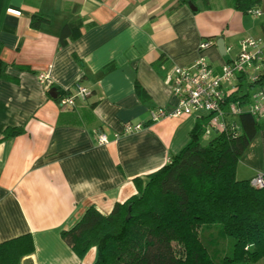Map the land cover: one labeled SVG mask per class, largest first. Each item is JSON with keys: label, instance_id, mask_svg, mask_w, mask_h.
<instances>
[{"label": "crops", "instance_id": "obj_1", "mask_svg": "<svg viewBox=\"0 0 264 264\" xmlns=\"http://www.w3.org/2000/svg\"><path fill=\"white\" fill-rule=\"evenodd\" d=\"M209 5L204 9L197 0L192 10L181 0H0V57L29 67L8 66L15 80H0V242L31 234L34 251L20 264H93L95 248L79 259L60 231L90 205L106 214L133 195V178L164 165L188 142L196 122L201 125L194 114L150 120V110L176 104L166 72L193 63L201 39L213 40L202 55L217 67L238 52L240 39L261 36L264 23V0L259 15L234 9L231 0ZM35 13L48 18L38 29L29 25ZM74 18L80 36L59 45L63 25ZM39 74H45L43 82ZM76 81L90 95L60 109L49 90L73 91ZM136 82L147 101L137 97ZM126 121L142 127L122 133ZM8 127L23 132L2 138ZM98 132L107 143H98ZM263 171L264 128L239 159L235 177Z\"/></svg>", "mask_w": 264, "mask_h": 264}, {"label": "trees", "instance_id": "obj_2", "mask_svg": "<svg viewBox=\"0 0 264 264\" xmlns=\"http://www.w3.org/2000/svg\"><path fill=\"white\" fill-rule=\"evenodd\" d=\"M197 0H181L188 5ZM210 7L209 0H200ZM234 9L247 14L262 0H231ZM48 18L32 14L29 25L38 29ZM264 36V23L261 25ZM81 34L78 19L65 23L59 34V45L77 39ZM2 45L0 43V51ZM261 73L247 81L241 75L232 100L246 102L258 88H264V59ZM29 69L9 64L0 57V80L12 79L6 68ZM57 89V100L67 89ZM135 93L141 101L149 96L136 82ZM238 130L223 131L202 143L199 123L189 131L188 142L167 162L145 177L133 178L136 192L122 202H115L103 214L93 205L83 212L60 237L73 253L82 259L92 247L93 264H249L264 256V185L256 188L250 179H236V165L264 118L256 120L248 113L237 117ZM21 127H8L2 138L18 135ZM264 178V171L262 172ZM203 229H210L204 236ZM214 230L212 234L211 230ZM230 237L231 246L219 254V238ZM173 243L180 248L174 251ZM34 251L30 233L0 242V264H20ZM219 254V255H218Z\"/></svg>", "mask_w": 264, "mask_h": 264}, {"label": "built area", "instance_id": "obj_3", "mask_svg": "<svg viewBox=\"0 0 264 264\" xmlns=\"http://www.w3.org/2000/svg\"><path fill=\"white\" fill-rule=\"evenodd\" d=\"M259 15V8L250 12ZM213 45L211 39H201L198 43L197 59L186 66H171L166 72L164 82L176 99V104L170 108L156 107L150 110V120L157 121L165 117H178L194 114L201 120L203 138L223 131L237 132V117L248 113L256 120L264 117V88L254 90L246 102L232 100L237 91L239 76L247 81H253L262 71L264 59V36H246L239 41L238 52L227 61L214 67L202 55ZM45 74H39L43 82ZM69 91V89H67ZM90 90L80 81L73 84V91L64 94L56 100L60 109L73 108L77 98L85 99ZM140 122L126 121L122 124V133H132L140 130ZM99 144L108 142L105 134L97 133ZM256 188L264 185V178L257 173L249 180Z\"/></svg>", "mask_w": 264, "mask_h": 264}, {"label": "rangeland", "instance_id": "obj_4", "mask_svg": "<svg viewBox=\"0 0 264 264\" xmlns=\"http://www.w3.org/2000/svg\"><path fill=\"white\" fill-rule=\"evenodd\" d=\"M214 135L211 134L209 137L207 138H202L201 142L202 143H206L209 139H211V137H213ZM210 229H203L202 230V234L204 236H206L209 233ZM212 234H214V230H211ZM232 243V239L230 237H224V238H219V244H218V248H219V254H223L224 252L227 251V248L231 246ZM173 247H174V251L176 254H180V248L179 246H177V244L173 243ZM218 254V255H219ZM249 264H264V256H262L260 259H258L256 262H250Z\"/></svg>", "mask_w": 264, "mask_h": 264}, {"label": "water", "instance_id": "obj_5", "mask_svg": "<svg viewBox=\"0 0 264 264\" xmlns=\"http://www.w3.org/2000/svg\"><path fill=\"white\" fill-rule=\"evenodd\" d=\"M189 7H190L192 10H196L195 5H193V4H190ZM216 46H217L219 52H220L222 55L225 54V52H224V42H223L222 38H219V39H218V41L216 42ZM49 94H50L52 97L57 96V89H56V88H51V89L49 90Z\"/></svg>", "mask_w": 264, "mask_h": 264}]
</instances>
